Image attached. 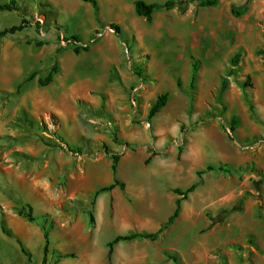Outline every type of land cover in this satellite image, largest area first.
<instances>
[{"label":"rangeland","instance_id":"1","mask_svg":"<svg viewBox=\"0 0 264 264\" xmlns=\"http://www.w3.org/2000/svg\"><path fill=\"white\" fill-rule=\"evenodd\" d=\"M136 1L96 0V12L83 0H16L21 10L0 11V31L28 23L0 39V264H176L169 256L178 264H264V0L192 2L151 21L137 16ZM106 40L122 58L107 74L101 63L70 60ZM63 56L102 86L68 103L48 90L49 106L38 81L55 64L62 76ZM115 181L124 189L94 197ZM199 181L156 241L120 242L111 260L101 255L119 235L158 231L176 208L175 190ZM27 205L36 223L17 214Z\"/></svg>","mask_w":264,"mask_h":264},{"label":"trees","instance_id":"2","mask_svg":"<svg viewBox=\"0 0 264 264\" xmlns=\"http://www.w3.org/2000/svg\"><path fill=\"white\" fill-rule=\"evenodd\" d=\"M83 1L85 3L91 4L93 9L96 12H98V4H97L96 0H83ZM192 2H198L199 6H201V7H213V6L217 5L218 0H169L163 4H155V3L150 4V3H146L143 0H138L135 2L134 8H135V13L137 14V16L143 17V18L147 19L148 21H151L153 15L157 12L169 11V10H172L176 7H180L181 11L185 12L186 11L185 5L187 3H192ZM19 10H21V8L17 6L16 0H11L5 4H0V11H2V12H15V11H19ZM237 12L238 11H235L236 14H238ZM27 26H28V23L25 21V19H22L18 26H13L11 28H6V29L0 31V39L3 37H6V36L14 35L17 32H21ZM111 27L113 29H115L116 31H120L119 27L116 25H111ZM73 38L75 41H78V37H73ZM88 50H89L88 47H84V48L76 47V48H74V53L80 54L82 51L87 52ZM241 58H242V54L240 52H238L234 56V58L232 59L231 66L233 69L230 70V72H229L230 75L236 74V69L239 66ZM59 73H60L59 65L55 64L51 68L48 75L44 79H40L38 81L39 85L41 87H47L49 84L52 83L54 78ZM197 73H198V63H194L193 64V71H192V86L193 87L195 85V82L197 81ZM33 78H34V75H31L28 78V80L30 81ZM227 88H228V81L224 80L221 84V88L219 91V98L222 97V95L226 92ZM167 101H168V95L167 94L161 95L157 99L155 105L152 106L150 111H149L148 117L150 120L152 118H154L159 113V111L166 105ZM230 125H231V131H235V127L237 125V119L232 118V120L230 121ZM114 140L116 143H120V141L117 139V137H114ZM150 159H151V157L147 160V163L150 161ZM118 161H119V156L118 155H112L111 169L114 173L116 172ZM213 170H214V168L212 166H209L207 168V170L204 172H209V171H213ZM204 172H198L197 176L200 178V176ZM199 184H200V181L198 183L192 185L185 192H183L179 189L175 190L174 193L179 197L175 201L176 208H175L173 214L160 227V229L158 231L153 232V233L131 232V233L126 234V235L117 236L110 243H108V248H109L108 256L110 257L112 255L114 246L120 242H132V241H136V240H150L152 242L156 241L159 238V236L179 218L182 203L188 199L189 195L196 190V188ZM116 187H119L122 190V189H124V184L120 183L119 181H115L112 185H110L108 187L101 188L99 191H97L95 193L94 197L95 198L98 197L101 193L110 192V191L114 190ZM228 213L229 212H226V214H228ZM17 214L20 217H24L28 222H31V223L37 222V219L33 215V208L30 205H27L26 207L21 208V209H17ZM1 227H2L3 232L7 236L13 237V234L9 230L6 229L5 225L2 222H1ZM44 237L46 240L44 253L46 254L48 252V244H49V238H48L47 232L44 233ZM19 244H21V243H19ZM22 251L24 253H26V251L23 247H22ZM165 256L168 257L169 256L168 253H165ZM169 258H171L174 263H176V264L179 263V260L177 257H170L169 256Z\"/></svg>","mask_w":264,"mask_h":264},{"label":"crops","instance_id":"3","mask_svg":"<svg viewBox=\"0 0 264 264\" xmlns=\"http://www.w3.org/2000/svg\"><path fill=\"white\" fill-rule=\"evenodd\" d=\"M120 46L115 45V43L112 40H106L103 42V44H101L100 46H94L91 48L90 52L80 55L79 57H71L69 55L70 60L74 62L78 61V60H89L90 61V65L92 68L95 67L96 64L101 63V67H102V71L105 72L107 74V72L109 71V67L110 66H119L121 64L122 58L119 54L120 52ZM119 54V55H118ZM95 55V58H93V56ZM68 56V55H67ZM97 57H99V59H97ZM61 63H62V67H63V75L62 76H58L54 79V81L49 84L47 87H45V91L49 94L50 91L48 90H52V93L56 92V98L59 99L60 103H68L69 101H73L75 102V100L77 98H88L89 95H91L92 90H94V88L96 87V89H98L100 86H102V82L101 80H95L94 78H91L89 76H86L84 78H80L78 76V71L79 68H76L75 70H73V68L75 67L73 64H71V67H67L66 66V57L64 58V56L61 58ZM79 63L76 62V65ZM78 66V65H77ZM94 66V67H93ZM55 84V85H52ZM55 88V90H53ZM51 93V94H52ZM49 102L47 101V104H49V106H53V100L52 97L49 94ZM56 107H58V103L55 102ZM137 241V240H136ZM134 242V241H133ZM122 243V242H121ZM119 243V244H121ZM95 246L93 245H89L86 248V251H88L89 253H94L95 252ZM108 250L106 251H101V255L103 256V254H105L108 259L110 258V260L112 259V257L108 256ZM18 251V250H16ZM102 260V259H101ZM87 263L89 264H105L103 263V261H101L100 263H96L93 262L92 259L89 258V262L87 261ZM113 264H125L122 263L118 260H116L115 262H113Z\"/></svg>","mask_w":264,"mask_h":264}]
</instances>
